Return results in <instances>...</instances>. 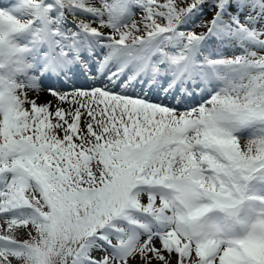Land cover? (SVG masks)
I'll list each match as a JSON object with an SVG mask.
<instances>
[{
    "label": "snow or ice",
    "instance_id": "6c2138e0",
    "mask_svg": "<svg viewBox=\"0 0 264 264\" xmlns=\"http://www.w3.org/2000/svg\"><path fill=\"white\" fill-rule=\"evenodd\" d=\"M0 264H264V0L0 7Z\"/></svg>",
    "mask_w": 264,
    "mask_h": 264
},
{
    "label": "rangeland",
    "instance_id": "374dc122",
    "mask_svg": "<svg viewBox=\"0 0 264 264\" xmlns=\"http://www.w3.org/2000/svg\"><path fill=\"white\" fill-rule=\"evenodd\" d=\"M1 4L0 7H8L11 6L13 3L17 2V0H0ZM196 31H200V29H196Z\"/></svg>",
    "mask_w": 264,
    "mask_h": 264
},
{
    "label": "bare ground",
    "instance_id": "6f19581e",
    "mask_svg": "<svg viewBox=\"0 0 264 264\" xmlns=\"http://www.w3.org/2000/svg\"><path fill=\"white\" fill-rule=\"evenodd\" d=\"M50 98H51L50 96H48L47 94H43V93L40 96L41 101H43L45 99H50Z\"/></svg>",
    "mask_w": 264,
    "mask_h": 264
}]
</instances>
